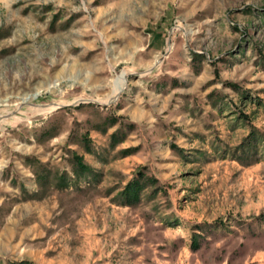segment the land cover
<instances>
[{
	"label": "rangeland",
	"instance_id": "obj_1",
	"mask_svg": "<svg viewBox=\"0 0 264 264\" xmlns=\"http://www.w3.org/2000/svg\"><path fill=\"white\" fill-rule=\"evenodd\" d=\"M0 264H264V0H0Z\"/></svg>",
	"mask_w": 264,
	"mask_h": 264
},
{
	"label": "bare ground",
	"instance_id": "obj_2",
	"mask_svg": "<svg viewBox=\"0 0 264 264\" xmlns=\"http://www.w3.org/2000/svg\"><path fill=\"white\" fill-rule=\"evenodd\" d=\"M123 77H119L118 81L116 82V89L119 88L120 83L122 82ZM52 108H55V106H49L46 108V110H51ZM44 109V108H43ZM43 111V110H42Z\"/></svg>",
	"mask_w": 264,
	"mask_h": 264
},
{
	"label": "trees",
	"instance_id": "obj_3",
	"mask_svg": "<svg viewBox=\"0 0 264 264\" xmlns=\"http://www.w3.org/2000/svg\"><path fill=\"white\" fill-rule=\"evenodd\" d=\"M130 191H128V193H129Z\"/></svg>",
	"mask_w": 264,
	"mask_h": 264
}]
</instances>
